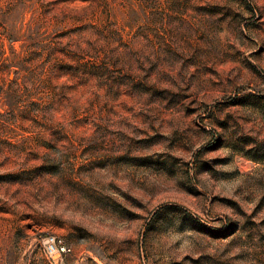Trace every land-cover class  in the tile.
Listing matches in <instances>:
<instances>
[{"label":"rangeland","instance_id":"374dc122","mask_svg":"<svg viewBox=\"0 0 264 264\" xmlns=\"http://www.w3.org/2000/svg\"><path fill=\"white\" fill-rule=\"evenodd\" d=\"M264 264V0H0V264Z\"/></svg>","mask_w":264,"mask_h":264},{"label":"built area","instance_id":"2783aa9c","mask_svg":"<svg viewBox=\"0 0 264 264\" xmlns=\"http://www.w3.org/2000/svg\"><path fill=\"white\" fill-rule=\"evenodd\" d=\"M42 243L45 254L53 264L57 263L58 258L70 253V249L56 236H47Z\"/></svg>","mask_w":264,"mask_h":264}]
</instances>
